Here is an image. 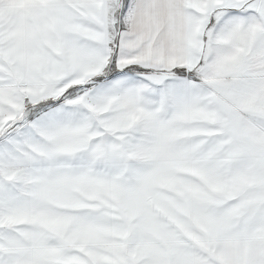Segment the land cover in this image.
I'll return each instance as SVG.
<instances>
[{"label": "snow or ice", "instance_id": "obj_1", "mask_svg": "<svg viewBox=\"0 0 264 264\" xmlns=\"http://www.w3.org/2000/svg\"><path fill=\"white\" fill-rule=\"evenodd\" d=\"M0 264H264V0H0Z\"/></svg>", "mask_w": 264, "mask_h": 264}]
</instances>
